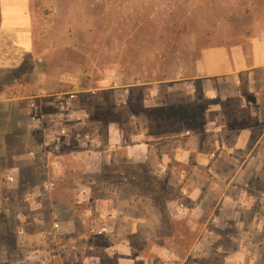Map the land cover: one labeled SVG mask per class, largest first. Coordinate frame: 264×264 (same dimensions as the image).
Instances as JSON below:
<instances>
[{
  "label": "rangeland",
  "instance_id": "rangeland-1",
  "mask_svg": "<svg viewBox=\"0 0 264 264\" xmlns=\"http://www.w3.org/2000/svg\"><path fill=\"white\" fill-rule=\"evenodd\" d=\"M29 5L30 50L8 65L0 63L5 205L0 219L7 223L1 231L7 250L2 264L43 263L32 260L41 250L60 253L44 264H61L63 254L79 248L59 230L61 222L84 219L94 198L107 199L116 189L120 196L155 204L152 211L164 219L158 231L173 237L162 243L168 251L186 256L197 234L209 236L200 246L207 252L188 254L184 264H264V146L263 161L233 178H213L204 169L191 176V166L174 161L161 174L105 147L112 125L125 144L136 129L153 127L146 120L156 115L146 107L168 102L164 83L195 74L199 47L215 37L207 33L216 19L206 17V0H30ZM101 150L106 152L98 154ZM110 152L117 155L109 159ZM193 188L202 189L197 200L190 197ZM246 193L254 202L243 201L239 208ZM224 200L231 204L221 211ZM191 215L199 225L188 224ZM218 221L226 225L225 234ZM85 230L100 236L93 226ZM96 243L100 249L107 244ZM17 250L26 258H15Z\"/></svg>",
  "mask_w": 264,
  "mask_h": 264
},
{
  "label": "crops",
  "instance_id": "crops-1",
  "mask_svg": "<svg viewBox=\"0 0 264 264\" xmlns=\"http://www.w3.org/2000/svg\"><path fill=\"white\" fill-rule=\"evenodd\" d=\"M206 2V17L216 19L208 23L207 33L215 37L199 47L201 53L195 74L174 77L164 83L169 103L146 107L156 115L146 120L153 127L136 129L130 135V143H119V132L114 125L110 128L105 147L121 150L120 154L128 163H148L155 172L162 174L168 162L174 161L191 166V176L204 169L213 178H233L238 172L244 174L249 170L252 162L263 161L259 152L264 146V0ZM29 3L30 0H0V63L8 65L30 50ZM147 84H132L131 87ZM255 131L258 135H254ZM255 149L257 153L253 154ZM103 152L106 151H97L98 154ZM115 153L106 156L110 159L117 155ZM228 188L229 185L224 193ZM233 189L228 193L237 192ZM119 192L116 189L107 199L94 198L95 203L84 210V219L69 218L61 222L59 230L66 231L68 241L79 243L78 250L63 254L61 264H184V259L194 252L198 255L207 252L200 246L209 236L199 238V234L193 240L189 255L168 251L162 243L173 237L158 231L164 219L156 217L152 211L155 204L142 202L134 196H120ZM201 192V188H193L191 199L197 200ZM250 194L242 195L239 208L243 201L254 202L250 200L253 198L247 199L252 197ZM229 204L224 200L219 209L223 211ZM4 207L0 199V211L5 212ZM88 212L92 214L87 216ZM180 216H175V220H182L183 215ZM187 222L191 227L199 225L198 218L192 215ZM218 224L225 234L226 225L220 221ZM75 226L84 230L75 233ZM87 226L95 227L100 236L87 233ZM6 229V221L0 219V264L6 262L7 250L3 243L4 233H1ZM100 240L107 243L104 249L96 246ZM14 253L17 259L26 258L20 250ZM51 254L60 256V253L41 250L32 255V260L41 259L43 263L40 264H44ZM180 257H184L182 262H172Z\"/></svg>",
  "mask_w": 264,
  "mask_h": 264
},
{
  "label": "built area",
  "instance_id": "built-area-1",
  "mask_svg": "<svg viewBox=\"0 0 264 264\" xmlns=\"http://www.w3.org/2000/svg\"><path fill=\"white\" fill-rule=\"evenodd\" d=\"M9 179H12V177H9ZM178 210H181V208H180V209H178ZM103 230H104V229H102L101 231L103 232ZM99 232H100V231H99Z\"/></svg>",
  "mask_w": 264,
  "mask_h": 264
}]
</instances>
